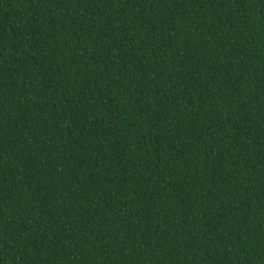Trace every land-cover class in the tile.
Returning <instances> with one entry per match:
<instances>
[{
  "label": "trees",
  "instance_id": "1",
  "mask_svg": "<svg viewBox=\"0 0 264 264\" xmlns=\"http://www.w3.org/2000/svg\"><path fill=\"white\" fill-rule=\"evenodd\" d=\"M0 264H264V0H0Z\"/></svg>",
  "mask_w": 264,
  "mask_h": 264
}]
</instances>
